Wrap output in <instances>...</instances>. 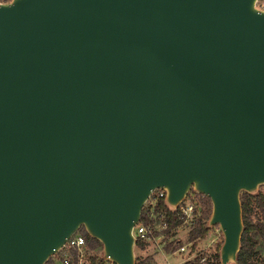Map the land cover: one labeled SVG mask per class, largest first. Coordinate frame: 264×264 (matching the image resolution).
Instances as JSON below:
<instances>
[{"label":"water","instance_id":"obj_1","mask_svg":"<svg viewBox=\"0 0 264 264\" xmlns=\"http://www.w3.org/2000/svg\"><path fill=\"white\" fill-rule=\"evenodd\" d=\"M256 0L0 3V264H45L81 227L137 264L155 189L207 196L237 264L241 194L264 186Z\"/></svg>","mask_w":264,"mask_h":264},{"label":"trees","instance_id":"obj_2","mask_svg":"<svg viewBox=\"0 0 264 264\" xmlns=\"http://www.w3.org/2000/svg\"><path fill=\"white\" fill-rule=\"evenodd\" d=\"M152 196L145 203L142 212H141V222L144 223H153V221L149 220L147 216V211L151 206ZM241 203H242V212H243V223H244V231L241 239V250L237 256V264H264V256H260L259 253V243L264 241V192L261 188L254 195H250L247 193L241 194ZM155 210L160 211L164 214L163 222L165 223L166 230L168 232L172 231L175 227H177L181 220V212L180 209L176 210L168 209L164 204V197L157 199L155 203ZM211 212V201L208 197L205 198L203 202V208L201 215L196 219L195 225L189 231L188 239L189 241H194V244L197 243L198 240L205 238L210 231V228H207L206 221ZM78 232H80L86 239L87 245L90 249L101 248V243L90 237L85 229L81 227ZM221 245V241L216 245V251L211 259H208L206 264H221L219 258V247ZM147 246L146 243L138 242L136 243V247L138 249H145ZM60 254L52 256L45 264H56L54 263V258H59ZM102 260V258H98V261ZM91 262L93 264H97V260L95 257H91ZM137 264H144V261L136 257Z\"/></svg>","mask_w":264,"mask_h":264},{"label":"built area","instance_id":"obj_3","mask_svg":"<svg viewBox=\"0 0 264 264\" xmlns=\"http://www.w3.org/2000/svg\"><path fill=\"white\" fill-rule=\"evenodd\" d=\"M12 0H0V3H8ZM255 7L258 10L264 11V0H256ZM152 196L151 206L147 211V216L149 220L153 221V223H144L141 222V219L133 226L132 235L136 239V243L143 242L148 243L151 241H156L157 243L161 240L159 235L156 234V230L154 229V220L159 218L161 220L164 219V214L160 211L155 210V203L157 199L165 196V190L162 188L155 189L150 197ZM149 197V198H150ZM207 196L197 193L195 191H190L185 198V200L179 205V209L181 212L180 216V225L189 223L191 225H195L196 219L201 215L203 208V199ZM164 223V222H163ZM177 226V227H178ZM164 228L165 223H164ZM214 231L206 236L207 244L198 250L192 247H196L194 241H188L185 245L180 246V251H185L187 248V261L193 255H197V264H206L208 259L212 257L214 247L218 242H222V230L219 225H214L210 228ZM210 232V231H209ZM200 241V240H198ZM197 241V242H198ZM135 243V248L136 247ZM134 248V250H135ZM138 249V248H137ZM142 251L143 249H139ZM60 254V263L61 264H93L91 262V257H95L97 260V264H114L109 260H105L102 258L101 248L100 249H90L87 245L85 237L78 231L74 232L66 241L65 245L56 253ZM55 256V255H54ZM102 258V260L98 261V258ZM194 264V263H193Z\"/></svg>","mask_w":264,"mask_h":264},{"label":"rangeland","instance_id":"obj_4","mask_svg":"<svg viewBox=\"0 0 264 264\" xmlns=\"http://www.w3.org/2000/svg\"><path fill=\"white\" fill-rule=\"evenodd\" d=\"M261 190L264 192V186L260 187ZM259 188V189H260ZM205 199H203L204 202ZM145 205V204H144ZM144 207V206H143ZM154 229L156 230V234L159 235L160 241L157 243L156 241H151L147 243L145 249L140 251L139 249L135 248V255L136 257L141 258L144 261V264H197V255H193L189 258L187 256V248L185 251H180L179 247L185 245L189 239V231L193 228V225L186 223L175 227L172 231L168 232L164 228L163 220L156 218L154 220ZM214 230L211 229L209 234ZM208 234V235H209ZM207 244L206 237L198 241L195 245L196 247H192L191 249H199ZM100 249V248H98ZM102 249V247H101ZM260 256H264V241L259 243L258 246ZM213 254L216 251V246L214 250L212 249ZM211 257V258H212ZM52 258V257H51ZM210 258V259H211ZM60 257L54 258V263H60Z\"/></svg>","mask_w":264,"mask_h":264}]
</instances>
